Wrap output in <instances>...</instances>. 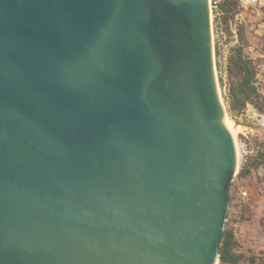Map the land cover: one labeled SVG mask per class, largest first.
Wrapping results in <instances>:
<instances>
[{"label":"water","instance_id":"95a60500","mask_svg":"<svg viewBox=\"0 0 264 264\" xmlns=\"http://www.w3.org/2000/svg\"><path fill=\"white\" fill-rule=\"evenodd\" d=\"M210 0H0V264H219L237 171Z\"/></svg>","mask_w":264,"mask_h":264},{"label":"rangeland","instance_id":"374dc122","mask_svg":"<svg viewBox=\"0 0 264 264\" xmlns=\"http://www.w3.org/2000/svg\"><path fill=\"white\" fill-rule=\"evenodd\" d=\"M249 9L241 10L237 22L232 24L236 33L237 25H243L247 37L245 53L254 61L257 70V86L264 94V0ZM213 20V45L217 78L222 100L228 118L238 126L236 147L238 168L229 187V211L226 230L232 229L236 241V253L244 254L240 264H249L250 257H264V162L254 168L247 178H240L242 167L254 161L264 160V113L249 105L243 112L232 114L229 111L231 79L228 71L229 57L238 45V38L229 37L222 29H216ZM246 145L251 154L246 162L240 158V149ZM247 193V195L245 194ZM256 264H262L259 260Z\"/></svg>","mask_w":264,"mask_h":264},{"label":"trees","instance_id":"16d2710c","mask_svg":"<svg viewBox=\"0 0 264 264\" xmlns=\"http://www.w3.org/2000/svg\"><path fill=\"white\" fill-rule=\"evenodd\" d=\"M240 0H218L214 10L216 29H222L229 37L238 38V45L229 57L228 71L231 79L229 111L232 114L243 112L249 105L254 106L259 112L264 113V94L257 86V70L254 61L246 56L245 46L247 37L243 25H237V32L232 29V24L237 22L241 13ZM264 156V153L263 155ZM263 161H254L251 165L242 167L239 177L244 179L251 175L254 168H258ZM237 241L232 229L226 230L220 250L219 264H240L245 258L244 254H237L235 249ZM264 257H250L249 264H256Z\"/></svg>","mask_w":264,"mask_h":264},{"label":"built area","instance_id":"2783aa9c","mask_svg":"<svg viewBox=\"0 0 264 264\" xmlns=\"http://www.w3.org/2000/svg\"><path fill=\"white\" fill-rule=\"evenodd\" d=\"M217 1L218 0H210L212 11L217 8ZM241 1V7L243 9H249L251 7H254L259 4V0H240ZM251 154V151L248 149L246 145H243L240 149V158L242 162H246ZM247 195V193H245Z\"/></svg>","mask_w":264,"mask_h":264},{"label":"bare ground","instance_id":"6f19581e","mask_svg":"<svg viewBox=\"0 0 264 264\" xmlns=\"http://www.w3.org/2000/svg\"><path fill=\"white\" fill-rule=\"evenodd\" d=\"M225 125L228 128V130L231 132L233 138L235 139V143H237L236 136H237V132L239 131L238 126L235 125L227 116L225 118ZM237 168H238V152H237Z\"/></svg>","mask_w":264,"mask_h":264}]
</instances>
